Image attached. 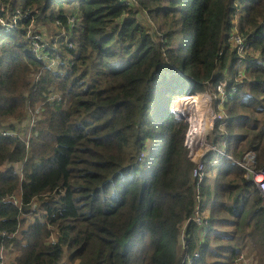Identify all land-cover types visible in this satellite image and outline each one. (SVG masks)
I'll list each match as a JSON object with an SVG mask.
<instances>
[{"label":"trees","instance_id":"trees-1","mask_svg":"<svg viewBox=\"0 0 264 264\" xmlns=\"http://www.w3.org/2000/svg\"><path fill=\"white\" fill-rule=\"evenodd\" d=\"M18 11L0 29L9 264H233L245 248L264 264L257 184L234 160L212 165L216 150L197 183L187 127L169 116L177 96L235 81L238 31L249 44L245 77L212 143L236 160L253 151L264 167V0H0V28ZM37 107L26 142L14 132Z\"/></svg>","mask_w":264,"mask_h":264},{"label":"built area","instance_id":"built-area-1","mask_svg":"<svg viewBox=\"0 0 264 264\" xmlns=\"http://www.w3.org/2000/svg\"><path fill=\"white\" fill-rule=\"evenodd\" d=\"M125 1V4L129 1L134 0H121ZM21 15V12L18 11V14L13 17V21L3 22L2 27L0 29L10 30L13 28L17 21L18 17ZM31 39L34 44V50L36 52H39L43 46V39L41 35H33L31 36ZM233 42L235 44V47L237 49V53L239 55V61H242V59L245 57V51L248 46L247 42L243 37L238 35L237 33L233 35ZM42 57V56H40ZM242 73L241 71L237 72L236 80L234 83L230 85L228 80H222L220 81L217 86L213 89L215 91L216 98L215 100L218 101V106L222 107L227 99V97L236 91L238 85L242 82L241 79ZM210 91V90H209ZM57 97L58 99H61L60 94L54 93L52 96ZM213 97L210 94V99L205 101V103H211L213 101ZM202 104L201 103V94L197 95H190L184 97L183 103L180 105L177 111L176 120L175 122L178 123H184L187 122L188 128L186 131V138H185V145L188 148L189 152V158H191L195 162V167L193 169V176L197 179V183H200L204 177V170H205V163L203 161L204 156L206 153L210 150H219V147L215 144H211L207 141V134H206V124L205 120L203 119V113H202ZM187 111L189 112L187 116ZM174 114H176V111H173ZM224 116L219 115V118L217 116L214 117V120L221 119ZM175 115H173L172 120L174 121ZM4 134L9 133L8 131H3ZM222 155L225 156L227 159H233L232 156L227 153L225 150L221 151ZM219 158L214 159L213 163H218ZM237 163L242 165L246 169V173L249 177H251L255 183L257 184L258 189L262 193L264 197V167L258 168L256 166L255 161V154L253 151H248L241 161L235 160ZM16 200V199H15ZM198 222L201 221V218L197 217ZM3 250V247L0 246V251ZM3 264L2 262H0Z\"/></svg>","mask_w":264,"mask_h":264},{"label":"rangeland","instance_id":"rangeland-1","mask_svg":"<svg viewBox=\"0 0 264 264\" xmlns=\"http://www.w3.org/2000/svg\"><path fill=\"white\" fill-rule=\"evenodd\" d=\"M149 25H150V28H154L155 23L153 21H151ZM234 67L237 68L238 71H241L242 75H244L243 68L240 65L237 64V65H234ZM190 86H191L190 81H187L185 92H188ZM209 89H210V91L206 90V91H201V92H198V93L201 94V103L203 102V104H202V111L204 113L203 114V119L205 120V118H206V123H207L206 124V134L210 133L208 135V137H207V141L212 142V139L214 138V135H215L214 132H213V128L215 126L214 117L217 116V118H219V115L224 116L226 114V111H225V108H222V109L218 108V106L216 105L217 102L215 100L216 95L212 92V90H211L212 88H209ZM198 93H195V94H192V95H197ZM210 94L212 95L214 100L211 103H205V101L210 99ZM187 95L188 94H183L182 96H177L170 103V106H169L170 121H171V118L173 117L172 114L175 115L174 121L176 120V115H177L178 108L183 103L184 97L187 96ZM224 104H226V102ZM174 110L176 111V114L173 113ZM39 112H40V107H37L35 109L31 108L29 110V114H30L32 120L31 119L18 120L19 121V123L17 124L18 126H20V124L21 125H27L28 124V125L25 128L20 126L21 129H24V130H21V132L16 130L14 132V134L15 135H19L21 138H23L27 142L28 139L30 138V136L32 135V127L35 124V121L37 119V114ZM188 114H189V112L187 111V116H188ZM183 126L187 127L188 123H185V125H183ZM183 126H181V128H183ZM210 127H212V130H211ZM219 129H221V130L225 129V126H224L223 122L219 123ZM219 156H220V154H219ZM15 167H16L17 171L21 172L23 164L22 163H16ZM6 168H8V166L2 167V170L6 169ZM17 196H18L19 199L21 198L20 190L17 192ZM11 256H12L11 252H9L7 250L5 251L3 249L2 251H0V262H2L3 264L5 262H8L10 260ZM65 262H67L66 258L62 261L61 264H65ZM181 263H182V261H181ZM233 264H259V263L257 262V259H256V252L255 251L254 252H250L247 248H245V253L242 254L240 257H238Z\"/></svg>","mask_w":264,"mask_h":264},{"label":"clouds","instance_id":"clouds-1","mask_svg":"<svg viewBox=\"0 0 264 264\" xmlns=\"http://www.w3.org/2000/svg\"><path fill=\"white\" fill-rule=\"evenodd\" d=\"M234 22H235V24H237V21H238V15L236 14L235 15V17H234ZM236 33H238V31H235ZM231 41L233 42V36L231 37ZM248 44V43H247ZM233 45L235 46V44H234V42H233ZM236 48V47H235ZM248 48H249V44H248V46H247V48H246V51H245V57L242 59V61H239V55H238V59H237V61H236V63H234V65H240L242 68H243V70L245 69V64H244V60H245V58H246V54H247V51H248ZM237 50V49H236ZM238 54V53H237ZM237 72H238V69L237 68H235L234 67V70H233V78L236 80V75H237ZM244 72V71H243ZM245 77V75H242L241 76V79L242 78H244ZM226 80H228L229 81V83H230V85L232 84L231 83V81H230V79L229 78H225ZM225 79H222V80H225ZM221 80V81H222ZM235 82V81H234ZM233 82V83H234ZM207 91H209V90H207ZM190 95H192L191 93H189ZM195 94V93H194ZM198 94H200V93H198ZM182 96V95H181ZM179 99V98H178ZM216 102H218V101H216ZM217 106H218V103H217ZM218 108L219 109H222L223 108V106L222 107H219L218 106ZM172 116H173V114H172ZM224 117H225V115H224ZM222 119V118H221ZM219 119H216V120H214L215 122L216 121H218ZM184 123H187V122H184ZM223 124H224V122H223ZM189 125V124H188ZM187 128H188V126H187ZM211 128V130H212V127H210ZM210 133H208L207 134V137H208V135H209ZM185 138H186V134H185ZM209 143H211V144H215V145H217L218 146V144L217 143H212V142H210V141H208ZM219 147V146H218ZM222 150H225L227 153H228V151H227V148H226V143L224 144V147L223 148H220L219 147V150H216V151H219V154L221 155V156H223L222 155V153H221V151ZM210 151H214V150H210ZM209 152V151H208ZM207 152V153H208ZM206 153V154H207ZM230 154V153H229ZM255 154V153H254ZM231 155V154H230ZM189 156V155H188ZM206 156V155H205ZM205 156H204V158H205ZM232 156V155H231ZM225 157V156H224ZM204 158H203V161H204V163H205V160H204ZM216 158H219V160H220V156L218 155V156H216L215 158H213V159H211V164L212 165H216V164H218L219 163V161H218V163H213L212 161L214 160V159H216ZM233 158V157H232ZM227 159V158H226ZM229 160H236V159H229ZM237 161H241V160H237ZM195 163V162H194ZM242 166V165H241ZM194 167H195V165H194ZM205 168H206V163H205ZM194 169V168H193ZM246 170V169H245ZM204 174H205V170H204ZM246 176L248 177V178H251V177H249L248 175H247V173H246ZM194 177V176H193ZM195 178V177H194ZM204 178V177H203ZM252 179V178H251ZM195 180H196V182H197V179L195 178ZM203 180V179H202ZM202 182V181H201ZM16 196H17V194H16ZM18 197V196H17ZM19 204H20V202H19ZM200 217L201 218V216H200V211H199V209L197 210V214L194 216V219L196 220V221H198L197 220V217ZM201 223H202V218H201V221H200ZM5 251H6V249L5 248H3ZM12 253H14V256L12 257V259H10L8 262H5L4 264H9V262H11L13 259H14V257H15V252H12ZM197 254V253H196Z\"/></svg>","mask_w":264,"mask_h":264},{"label":"crops","instance_id":"crops-1","mask_svg":"<svg viewBox=\"0 0 264 264\" xmlns=\"http://www.w3.org/2000/svg\"><path fill=\"white\" fill-rule=\"evenodd\" d=\"M7 251H9V250H7ZM9 252H10V251H9ZM11 254H12V256H11V258H10V259H12V257L14 256V253H12V252H11Z\"/></svg>","mask_w":264,"mask_h":264},{"label":"bare ground","instance_id":"bare-ground-1","mask_svg":"<svg viewBox=\"0 0 264 264\" xmlns=\"http://www.w3.org/2000/svg\"><path fill=\"white\" fill-rule=\"evenodd\" d=\"M202 113H203V111H202ZM204 114V113H203ZM205 123H206V118H205Z\"/></svg>","mask_w":264,"mask_h":264}]
</instances>
